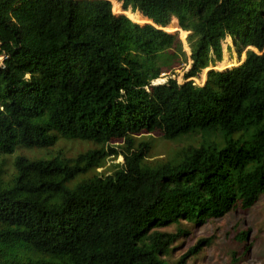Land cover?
Returning <instances> with one entry per match:
<instances>
[{
    "label": "trees",
    "instance_id": "1",
    "mask_svg": "<svg viewBox=\"0 0 264 264\" xmlns=\"http://www.w3.org/2000/svg\"><path fill=\"white\" fill-rule=\"evenodd\" d=\"M152 134L186 145L152 162ZM61 139L92 148L0 163V264H172L264 197V0H0V159Z\"/></svg>",
    "mask_w": 264,
    "mask_h": 264
},
{
    "label": "rangeland",
    "instance_id": "2",
    "mask_svg": "<svg viewBox=\"0 0 264 264\" xmlns=\"http://www.w3.org/2000/svg\"><path fill=\"white\" fill-rule=\"evenodd\" d=\"M111 4L114 14L127 16L126 12H123L120 3H118L119 11L115 10V3L111 2ZM127 12L129 13V11ZM173 25L174 28L178 29V38L183 45L185 54L188 56L189 49L185 41L186 34L179 30L174 23L167 29L169 30ZM169 31H174V29ZM235 57L233 53L231 55L232 61L230 62L233 65L236 63ZM242 60H244V54L241 56L240 61L237 62L240 64ZM219 65H223V63ZM175 66L171 72H165L161 75L158 80L159 83H163L169 78L176 79L179 83H182L183 76L189 68V61L187 64L184 61H180ZM206 73L207 70L200 75V84L204 82ZM194 80L199 83L198 79ZM137 141L149 142L148 160L152 162L168 160L176 151L186 145V140L164 141L157 134L142 136ZM90 148H92V145L86 142L61 139L49 149L17 150L12 156L0 159V163L4 162L1 166L3 171L2 178L7 180L12 174V162L16 156H23L32 160H46L60 152L64 157L74 159ZM122 162V156L110 157L102 168H99L94 173L78 176L73 182L68 184V187H74L76 183L95 173H108L113 164H121ZM185 229L187 234L184 237H180L174 245L176 248L170 258L172 264L184 257L200 240L208 238L212 240L211 245L205 246V244H201L198 248L202 249V251L197 256L186 258L184 264H264V197H261L249 210L235 209L221 219L210 220L203 225L195 227L189 225ZM169 232H174V229L170 228ZM245 232V241L240 242Z\"/></svg>",
    "mask_w": 264,
    "mask_h": 264
},
{
    "label": "built area",
    "instance_id": "3",
    "mask_svg": "<svg viewBox=\"0 0 264 264\" xmlns=\"http://www.w3.org/2000/svg\"><path fill=\"white\" fill-rule=\"evenodd\" d=\"M194 82H195L196 84H198V82H197L196 80H194Z\"/></svg>",
    "mask_w": 264,
    "mask_h": 264
},
{
    "label": "crops",
    "instance_id": "4",
    "mask_svg": "<svg viewBox=\"0 0 264 264\" xmlns=\"http://www.w3.org/2000/svg\"><path fill=\"white\" fill-rule=\"evenodd\" d=\"M228 41V43H230V41L229 40H227ZM243 61V60H242ZM222 63H224V62H222Z\"/></svg>",
    "mask_w": 264,
    "mask_h": 264
}]
</instances>
